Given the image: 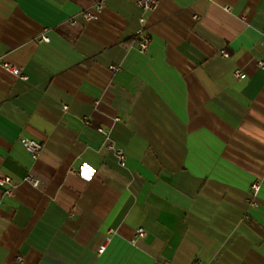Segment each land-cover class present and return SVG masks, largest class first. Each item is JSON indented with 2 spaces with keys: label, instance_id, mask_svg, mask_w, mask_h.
<instances>
[{
  "label": "crops",
  "instance_id": "obj_1",
  "mask_svg": "<svg viewBox=\"0 0 264 264\" xmlns=\"http://www.w3.org/2000/svg\"><path fill=\"white\" fill-rule=\"evenodd\" d=\"M136 1L0 0V264H264V0Z\"/></svg>",
  "mask_w": 264,
  "mask_h": 264
},
{
  "label": "built area",
  "instance_id": "obj_2",
  "mask_svg": "<svg viewBox=\"0 0 264 264\" xmlns=\"http://www.w3.org/2000/svg\"><path fill=\"white\" fill-rule=\"evenodd\" d=\"M136 6L142 10L143 12H151L153 10H155L158 6V0H137L136 1ZM101 5H96L95 6V10H100ZM83 17L86 20H89L92 18V15L88 12H85L83 14ZM142 21V20H141ZM71 24H73V22H71ZM141 33L139 32V34H137L134 37V40H138L140 38ZM40 42H44V43H48L49 42V38L46 35H42L39 38ZM261 42L264 43V35H262L261 38ZM139 49L141 52L145 51L147 49V40H143V41H139ZM1 68L6 71L7 73L16 76L22 80H26V76L14 65L7 63V62H1L0 63ZM259 67H264V64H262L261 62L258 63ZM234 77L236 80H242L245 76L240 72V71H235L234 72ZM67 108L64 106L63 110L65 111ZM99 133H103L102 130H98ZM106 136V134H104ZM23 147L25 149V151L33 158L36 159L39 155V153L41 152L42 149V145L36 141L33 140H23L22 141ZM104 149L108 152H111L115 158L117 159L118 163L120 166H124L126 163V155L123 151L122 148L116 147L113 142H111L107 136H106V140L104 143ZM25 181L28 182L29 184H31L33 187H37L39 185V181L36 180L35 178H33L32 176H27L25 178ZM0 184L4 185V184H10V179L7 177H4L2 179H0ZM12 189L7 190L6 194L7 195H11L12 194ZM259 192V184L254 182L251 184L250 186V190H249V197L246 201V203L250 206V207H254L255 206V198L257 197ZM145 236V232L142 228H138L135 231V238L136 239H141L144 238ZM105 249V246H101L100 247V252H102ZM193 264H202L199 261H195Z\"/></svg>",
  "mask_w": 264,
  "mask_h": 264
}]
</instances>
